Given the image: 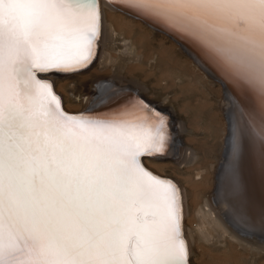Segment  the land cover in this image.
<instances>
[{
	"label": "snow or ice",
	"instance_id": "1",
	"mask_svg": "<svg viewBox=\"0 0 264 264\" xmlns=\"http://www.w3.org/2000/svg\"><path fill=\"white\" fill-rule=\"evenodd\" d=\"M122 7L191 39L255 92L264 153V0ZM100 35L95 0H0V264H189L179 189L140 161L163 148L164 118L143 100L111 118L72 117L34 74L90 63Z\"/></svg>",
	"mask_w": 264,
	"mask_h": 264
},
{
	"label": "rangeland",
	"instance_id": "2",
	"mask_svg": "<svg viewBox=\"0 0 264 264\" xmlns=\"http://www.w3.org/2000/svg\"><path fill=\"white\" fill-rule=\"evenodd\" d=\"M102 8L107 13L108 24L113 30V25L120 30L118 37L122 39L124 31L131 37L137 50L133 52L129 64L122 72H118L112 63L104 66L102 62L105 59L101 58L95 65L75 73L73 77L66 76L57 80L56 88L61 92L65 106L76 112L85 110L90 100L87 89L95 88L100 78L119 76L118 80L124 85L133 81L138 82L143 88L146 87L145 93L149 99L165 103L174 110L177 119L181 118L188 122L189 130L184 132L182 140L197 153L191 160L185 157V154L179 157L177 155L179 152L174 150V154L166 153L158 157L153 155L144 158L148 167L159 174L162 173V176L171 177L180 188L183 187L181 189L186 199L183 218L186 219L185 229L192 250L189 253L191 264H264L262 246H259V250H249L247 248L251 246L245 241L240 243L222 236L219 237L222 241L218 242L217 236L225 231L222 226H210L215 237L211 241L199 239L196 234L195 238H192L190 233L191 228L195 230L197 227L200 203L206 195L210 197L214 194L217 170L221 167L222 159L228 154L227 151L225 156H222L227 127L229 130L228 110L231 112L229 98L226 100L225 96L224 100L222 97V90L224 93L225 90L227 92L225 84L209 77L164 29L144 19L128 16L118 9L114 12L108 4H102ZM111 37L107 41L106 51L114 49L117 53L113 50V55L119 57L123 47L122 40L117 39L116 42V39L111 40ZM170 123L172 128L174 126L172 120ZM175 142L177 143V139H174V144ZM169 144L173 147L172 142ZM223 201L226 209L233 210L228 200ZM229 222L236 226L232 220ZM245 226L250 228L249 225Z\"/></svg>",
	"mask_w": 264,
	"mask_h": 264
},
{
	"label": "bare ground",
	"instance_id": "3",
	"mask_svg": "<svg viewBox=\"0 0 264 264\" xmlns=\"http://www.w3.org/2000/svg\"><path fill=\"white\" fill-rule=\"evenodd\" d=\"M126 2L127 0H95L100 15L101 35L94 47L93 58L90 63L86 65H76L69 69L53 68L46 71L34 69V74L41 83H48L51 85L52 93L58 98L60 107L65 113L72 117L96 119L111 118L113 116H119L121 113L130 112L134 104L143 100L145 104L155 110V113H159L160 117L164 118L165 126L163 132L165 144L163 148L160 152H153L141 156L140 161L153 175L164 180L172 181L179 189L181 203L180 233L188 249V253H190V239L187 237L185 229L186 225L184 221L186 219L184 220L183 218L185 214L184 202L186 200L184 192L181 189L183 187L180 188L175 182L176 180L174 181L171 177H167L166 175L162 176V173L159 174V172H155L147 166L144 160L147 156L153 157V155H155L158 157V155L166 153L174 154V151L179 152L177 154L179 157L185 154V157H188L189 160L194 159L197 156L196 151L194 148L186 145L187 143L185 144L182 140L184 132L189 130L188 122L181 118L177 119L174 115V110H171L165 103H157L149 99L145 93L146 87L143 88L138 82L133 81L129 82L128 85H124L118 80L119 76L115 78H100L95 88H88L87 95L90 100L85 110H80L79 112L69 110V108L65 106L63 96L56 88L57 80L66 76L73 77L75 73L95 65L101 58L105 59V61L102 62L104 66H108V64L112 63L118 72H122L129 64L130 57L133 52L137 50V47L131 37L127 36L124 31H122V39L118 37V31L120 30L115 25H113V30L108 24L107 13L104 8H102V4H108L109 8L114 12L119 10L133 18L143 19L133 12H130L127 8L122 7V4ZM114 9L118 10L115 11ZM157 27L164 29L167 34H170L173 38L181 42L196 58L200 59L199 63L202 64L203 67L222 79V83L225 84L227 89V92L225 90L226 100L229 98L228 101L231 106V112L228 110L230 133L227 135L224 145V153L226 154L228 151V154L227 157L222 159L221 167L218 166L220 169L217 170L218 178L216 180L213 196L209 197L206 195L200 203L198 208L197 227L195 230L193 228L190 229L192 238H195L194 234H196L199 239H204L205 241L215 239L213 229L210 226L217 225L222 226L225 230L222 235L217 236L218 242L222 241L219 239L220 236L229 237L240 243L245 241L251 246V248H247L249 250H259V246L264 247V153L261 151V116L257 96L246 84L234 82L226 76L214 63L205 57L200 47L194 41L170 33L163 27ZM109 37H111V40L115 38L116 42L117 39L122 40L123 47L119 53V57L113 55L115 52L114 49L106 51ZM113 50L114 52H112ZM45 75L50 76L48 77ZM74 94L77 93L74 92ZM228 95L229 97H227ZM155 113L152 114L153 117H155ZM165 114H168V116ZM143 115V113L136 111L123 118L135 121L137 118H142ZM171 120L174 125L172 128L170 127ZM233 133H236L240 137L242 147L238 156V163L235 167L232 152ZM172 137H174L175 140L177 139V143L175 142L174 144V139ZM228 141H230L229 147ZM170 142L173 143V147L169 144ZM224 199L228 200L233 210L224 207ZM228 219L232 220L236 226L231 224ZM245 225H249L250 228ZM188 261L189 264H191L189 257Z\"/></svg>",
	"mask_w": 264,
	"mask_h": 264
},
{
	"label": "water",
	"instance_id": "4",
	"mask_svg": "<svg viewBox=\"0 0 264 264\" xmlns=\"http://www.w3.org/2000/svg\"><path fill=\"white\" fill-rule=\"evenodd\" d=\"M170 38H172L173 39V37L170 35V34H167ZM174 40L177 42V44L181 47V49L187 54V55H189L192 59H193V61L194 62H196L197 64H198V66L202 69V70H204L205 71V73L209 76V77H211V78H214L215 80H217V81H219L220 83H222V79L221 78H219V77H217L215 74H213L212 72H210L209 70H207L205 67H203V65L202 64H200L199 63V60L181 43V42H179L178 40H176L175 38H174ZM225 93H224V91L222 90V97H223V99L225 100ZM228 127H227V132H226V135L225 136H227L229 133H228ZM225 143V142H224ZM229 143H230V141H228V147H229ZM231 147V146H230ZM229 149V148H228ZM222 156L224 157L225 156V153L223 154L222 153Z\"/></svg>",
	"mask_w": 264,
	"mask_h": 264
}]
</instances>
